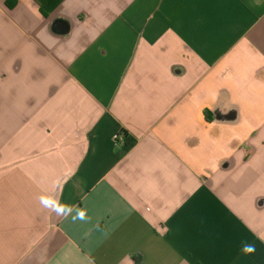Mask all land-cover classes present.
<instances>
[{"label": "crops", "instance_id": "crops-1", "mask_svg": "<svg viewBox=\"0 0 264 264\" xmlns=\"http://www.w3.org/2000/svg\"><path fill=\"white\" fill-rule=\"evenodd\" d=\"M258 237L264 0H0V264H264Z\"/></svg>", "mask_w": 264, "mask_h": 264}, {"label": "clouds", "instance_id": "clouds-1", "mask_svg": "<svg viewBox=\"0 0 264 264\" xmlns=\"http://www.w3.org/2000/svg\"><path fill=\"white\" fill-rule=\"evenodd\" d=\"M259 3V0H256ZM42 207L48 209L64 219L71 218L73 223L77 221L87 222L90 217L87 214V210L79 206L70 205L67 203H61L54 196L44 195L39 198ZM261 243H264V237H258ZM257 251L256 244L254 242H249L247 239L241 241L239 252L244 256L254 255Z\"/></svg>", "mask_w": 264, "mask_h": 264}, {"label": "trees", "instance_id": "trees-1", "mask_svg": "<svg viewBox=\"0 0 264 264\" xmlns=\"http://www.w3.org/2000/svg\"><path fill=\"white\" fill-rule=\"evenodd\" d=\"M116 141L118 146L117 154L119 157H123L130 146V143L128 142V134L126 132H121V135L116 138Z\"/></svg>", "mask_w": 264, "mask_h": 264}, {"label": "water", "instance_id": "water-1", "mask_svg": "<svg viewBox=\"0 0 264 264\" xmlns=\"http://www.w3.org/2000/svg\"><path fill=\"white\" fill-rule=\"evenodd\" d=\"M61 31V30H60Z\"/></svg>", "mask_w": 264, "mask_h": 264}]
</instances>
